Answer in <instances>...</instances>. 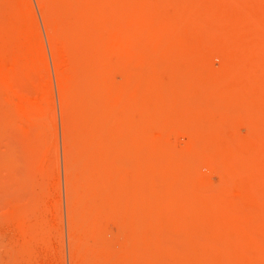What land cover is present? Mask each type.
Listing matches in <instances>:
<instances>
[{"label":"rangeland","instance_id":"1","mask_svg":"<svg viewBox=\"0 0 264 264\" xmlns=\"http://www.w3.org/2000/svg\"><path fill=\"white\" fill-rule=\"evenodd\" d=\"M48 5L65 64L0 0V264H264V0Z\"/></svg>","mask_w":264,"mask_h":264},{"label":"bare ground","instance_id":"2","mask_svg":"<svg viewBox=\"0 0 264 264\" xmlns=\"http://www.w3.org/2000/svg\"><path fill=\"white\" fill-rule=\"evenodd\" d=\"M48 1L51 2V0H38V4H39L40 11H41V14H42L41 16L43 17V20L45 21V22H44V26L46 25L45 28H46V30L48 31V32L46 31V32H47L46 34H49V37H50L49 39L51 40V41H49V40H48V41H49V44H50V42H51L50 47H52L51 50L53 51V54H54V56H55V57H54V56H53V57H54L55 59H57L56 61H58V62L61 63V62H62L61 59H62L63 57H62V55H61L62 58L60 57V58H61V59H60V58H59L60 54H59V52L57 53V50H58V49H57V45H58V44H57V41H59V40H56V38H57L58 36H55V35H57V34H56V32H54L55 30H53V29H54V24H53L54 22H53V20H52V22H51V16H50V12H51L52 9L50 8V5H48V3H49ZM47 2H48V3H47ZM22 4H23V3H22ZM51 4H52V3H51ZM13 5H14V4H13ZM16 6H17V4H16ZM22 6H23V5H22ZM48 6H49V7H48ZM13 7H14V6H13ZM15 9H16V8H15ZM49 9H51V10H49ZM11 10H12V9H11ZM11 12H12V11H11ZM51 15H52V14H51ZM14 19H15V18H14ZM10 21H12V19H11ZM52 25H53V26H52ZM23 30H24V29H23ZM19 34H20V33H19ZM24 34H26V33H24ZM33 34H34V33H33ZM53 34H55V35H53ZM26 35H27V34H26ZM0 37H2V36H0ZM26 37H27V36H26ZM6 38H7V36H6ZM11 38H12V37H11ZM54 38H55V39H54ZM4 39H5V38H4ZM19 39H22V38H19ZM58 39H59V38H58ZM6 40H7V39H6ZM6 40H5V41H6ZM3 41H4V40H3ZM17 42H18V41H17ZM19 43H20V42H19ZM19 43H18V44H19ZM59 45H60V42H59ZM62 48H63V47H62ZM6 50H7V49H6ZM11 50H12V47H11ZM7 51H9V50H7ZM52 51H51V52H52ZM58 51H59V50H58ZM2 52H3V51H2ZM0 54H1V52H0ZM7 54H8V53H7ZM51 54H52V53H51ZM53 54H52V55H53ZM58 54H59V56H57ZM8 55H9V54H8ZM4 57H5V55H4ZM8 58H9V57H8ZM8 58H7V59H8ZM54 58H53V60H54ZM58 58H59V59H58ZM4 60H5V59H4ZM60 60H61V61H60ZM56 61H54V65L56 66V72L59 73V74L56 75V76L61 78L60 81H59V78H58V81L61 83V80L63 79V77H62V76H63V72L61 73V72H59V71H60V68H61L62 65H61V66H60V65L57 66V63H58V62H56ZM3 63H4V62H3ZM55 63H56V64H55ZM60 63H58V64H60ZM62 63H63V62H62ZM63 64H65V63H63ZM3 66H4V65H3ZM55 66H54V67H55ZM59 66H60V68H59ZM63 66H64V65H63ZM63 66H62V68H63ZM58 68H59V71H58ZM62 68H61V69H62ZM60 74H62V75H60ZM63 81H64V80H62V82H63ZM60 83H58V86H60L59 89H61V90H59V91H60V94L62 93L61 95L64 96V95L66 94V92H64V91H66V87H65L64 83H61V84H60ZM59 84H60V85H59ZM62 84H63L64 86H63ZM62 86H63V87H62ZM63 89H64V90H63ZM63 93H64V94H63ZM65 96H66V95H65ZM65 96H64V97H65ZM60 97H61V96H60ZM64 97H63V100H64V101L61 100V101H62L61 103L63 104V107L66 106V98H64ZM61 98H62V97H61ZM64 102H65V103H64ZM62 104H61V106H62ZM45 107H46V106H45ZM64 108H66V107H64ZM64 108H63V110H64ZM64 111H65V110H64ZM65 113L68 114V112H65ZM63 115H64V114H63ZM65 116H66V115H65ZM66 118H67V117H66ZM64 119H65V117H64ZM64 119H63V120H64ZM68 119H69V118H68ZM68 119H67V120H68ZM64 121H66V119H65ZM69 148H70V147H69ZM97 148L99 149L98 144H97ZM98 149H97V152L94 151V153L96 152V155H97V153H99V152H98ZM69 150H70V149H68V151H69ZM99 155H100V153H99ZM99 155H98V156H99ZM142 206H143V205H142ZM143 207H144V206H143Z\"/></svg>","mask_w":264,"mask_h":264}]
</instances>
